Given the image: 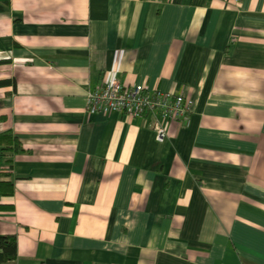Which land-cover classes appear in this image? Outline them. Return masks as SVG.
<instances>
[{"label":"crops","instance_id":"crops-1","mask_svg":"<svg viewBox=\"0 0 264 264\" xmlns=\"http://www.w3.org/2000/svg\"><path fill=\"white\" fill-rule=\"evenodd\" d=\"M193 99L90 114L101 81ZM0 264H264V0H0Z\"/></svg>","mask_w":264,"mask_h":264},{"label":"built area","instance_id":"built-area-1","mask_svg":"<svg viewBox=\"0 0 264 264\" xmlns=\"http://www.w3.org/2000/svg\"><path fill=\"white\" fill-rule=\"evenodd\" d=\"M192 106L193 99L184 94L149 90L140 84H124L117 77L101 81L87 95V110L90 114L120 112L135 118L151 115L159 142L169 136L173 122H189Z\"/></svg>","mask_w":264,"mask_h":264},{"label":"trees","instance_id":"trees-1","mask_svg":"<svg viewBox=\"0 0 264 264\" xmlns=\"http://www.w3.org/2000/svg\"><path fill=\"white\" fill-rule=\"evenodd\" d=\"M6 83L5 81L0 84ZM21 144L11 132L0 134V161L11 150L19 151ZM0 193L9 195L13 193V184L10 182L0 181ZM17 257V238L15 235L0 234V262L12 261Z\"/></svg>","mask_w":264,"mask_h":264}]
</instances>
